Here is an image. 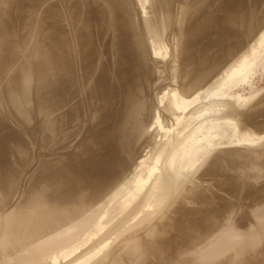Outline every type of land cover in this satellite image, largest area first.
Listing matches in <instances>:
<instances>
[{
  "label": "bare ground",
  "instance_id": "6f19581e",
  "mask_svg": "<svg viewBox=\"0 0 264 264\" xmlns=\"http://www.w3.org/2000/svg\"><path fill=\"white\" fill-rule=\"evenodd\" d=\"M263 47L264 0H0V264H264ZM211 120L250 146L186 163Z\"/></svg>",
  "mask_w": 264,
  "mask_h": 264
},
{
  "label": "rangeland",
  "instance_id": "374dc122",
  "mask_svg": "<svg viewBox=\"0 0 264 264\" xmlns=\"http://www.w3.org/2000/svg\"><path fill=\"white\" fill-rule=\"evenodd\" d=\"M223 91L225 93V97L223 99L233 96H238L240 98L251 97V102L248 101V103L246 104L247 106L249 104L250 106L253 105L254 102H257V100H259L261 97H264V94H262L264 93V47L258 58L256 59V64L250 67L249 71L245 74L243 79H241V81L236 86H233L229 89H224ZM206 123L203 124L202 129L199 133H195L194 135L192 134L191 138L186 141L185 151L187 154H190L185 159L186 163L190 160H193L196 165L200 164L205 159L206 154H210L208 150H211V153H213L218 150H233L235 148L238 149V146L241 145L240 143H243L245 147H247L246 145L250 146V144H247L246 142L244 143L240 140L239 142L237 141L239 137L236 134V131H233L234 127L232 121L211 120ZM249 129H251V126L249 127ZM256 129L257 128H255V130ZM252 130L259 137L260 134L264 136V132H262V134L260 130H257L258 132L254 131V128H252ZM234 134L236 137H234ZM235 145H237V147ZM221 147L226 148L222 149ZM231 147L234 148L231 149ZM240 147L244 148L243 146ZM83 249L84 248H81L76 252L74 251L71 255L66 257L61 256L54 262L49 261V264H68L70 260H74V263H83L88 258L93 257L90 255L86 256V254L82 251ZM99 255L100 253L97 254L95 258H98Z\"/></svg>",
  "mask_w": 264,
  "mask_h": 264
}]
</instances>
